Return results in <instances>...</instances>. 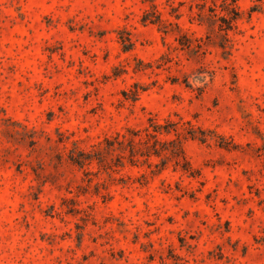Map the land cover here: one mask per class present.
Returning <instances> with one entry per match:
<instances>
[{
  "label": "rangeland",
  "instance_id": "1",
  "mask_svg": "<svg viewBox=\"0 0 264 264\" xmlns=\"http://www.w3.org/2000/svg\"><path fill=\"white\" fill-rule=\"evenodd\" d=\"M155 3L205 37L201 0ZM238 5L224 60L188 56L141 0H0V264H264V0ZM150 118L208 132L184 141L194 176L69 161Z\"/></svg>",
  "mask_w": 264,
  "mask_h": 264
},
{
  "label": "trees",
  "instance_id": "2",
  "mask_svg": "<svg viewBox=\"0 0 264 264\" xmlns=\"http://www.w3.org/2000/svg\"><path fill=\"white\" fill-rule=\"evenodd\" d=\"M148 4L144 11L142 21L151 23L158 27L164 35H172L178 44V48L190 57L204 56L210 47L220 51L224 60H230L232 55V41L230 33L236 28L237 22L243 17L244 12L240 10L238 0H201L198 13V21L207 27L205 37L198 38L186 31L178 19L177 21L165 19L159 12L155 0H141ZM211 4H208V3ZM256 11L252 7L248 15ZM118 38L124 51L134 48V40L130 33L118 32ZM167 54L161 56L164 59ZM159 61V60H158ZM144 68L150 67V63L139 62ZM185 83L189 81L199 85L207 81V75H192L184 78ZM139 90H135L133 99L137 98ZM175 137H174V136ZM208 132L202 129L187 127L183 132L179 130V122L167 120L160 123L153 118L148 120V126L143 130L128 128L124 134H116L106 137L91 150L73 147L68 153L69 161L83 168L92 162L103 163L111 158L116 167H124L126 164L136 165L144 162L152 165L151 158L156 157L159 161L155 164L157 173L165 170L169 164L175 169L194 176L196 170L187 159L184 141L188 138L205 142ZM220 145L225 148L234 147L229 142L221 141Z\"/></svg>",
  "mask_w": 264,
  "mask_h": 264
}]
</instances>
